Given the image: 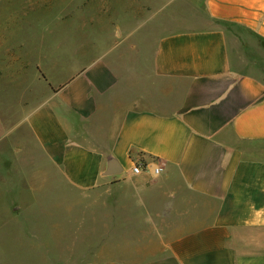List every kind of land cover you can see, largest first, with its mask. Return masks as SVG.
<instances>
[{"label":"crops","instance_id":"crops-1","mask_svg":"<svg viewBox=\"0 0 264 264\" xmlns=\"http://www.w3.org/2000/svg\"><path fill=\"white\" fill-rule=\"evenodd\" d=\"M197 12L139 66L95 43L24 116L41 176L86 206L50 264H264V0Z\"/></svg>","mask_w":264,"mask_h":264},{"label":"rangeland","instance_id":"rangeland-1","mask_svg":"<svg viewBox=\"0 0 264 264\" xmlns=\"http://www.w3.org/2000/svg\"><path fill=\"white\" fill-rule=\"evenodd\" d=\"M199 1L0 0V264L70 255L73 221L86 211L53 173H39L22 122L28 110L86 63L95 43L144 63L164 32L197 27ZM27 228L41 233L30 238Z\"/></svg>","mask_w":264,"mask_h":264},{"label":"built area","instance_id":"built-area-1","mask_svg":"<svg viewBox=\"0 0 264 264\" xmlns=\"http://www.w3.org/2000/svg\"><path fill=\"white\" fill-rule=\"evenodd\" d=\"M161 168L159 166H153L151 169V174L152 176H156L159 174ZM149 171V165L145 162L141 163H133L132 166L130 167V172L132 175H138L143 172H148Z\"/></svg>","mask_w":264,"mask_h":264},{"label":"water","instance_id":"water-1","mask_svg":"<svg viewBox=\"0 0 264 264\" xmlns=\"http://www.w3.org/2000/svg\"><path fill=\"white\" fill-rule=\"evenodd\" d=\"M115 164V162H113V161H111L110 163H109V167L111 166V165H114ZM110 172V171H109Z\"/></svg>","mask_w":264,"mask_h":264}]
</instances>
